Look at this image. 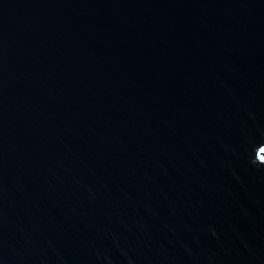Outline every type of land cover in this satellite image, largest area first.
<instances>
[{"label": "water", "instance_id": "water-1", "mask_svg": "<svg viewBox=\"0 0 264 264\" xmlns=\"http://www.w3.org/2000/svg\"><path fill=\"white\" fill-rule=\"evenodd\" d=\"M0 264H264V0H0Z\"/></svg>", "mask_w": 264, "mask_h": 264}]
</instances>
